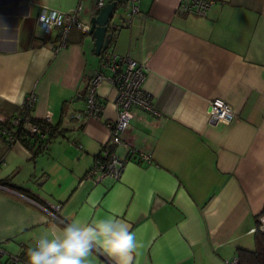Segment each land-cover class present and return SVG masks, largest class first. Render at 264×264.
<instances>
[{
  "label": "crops",
  "instance_id": "1",
  "mask_svg": "<svg viewBox=\"0 0 264 264\" xmlns=\"http://www.w3.org/2000/svg\"><path fill=\"white\" fill-rule=\"evenodd\" d=\"M178 1L137 0L128 20L121 10L114 17L123 26L109 49L145 66L142 88L156 113L132 108L123 143L112 147L128 159L120 178L94 182L86 172L102 161L116 89L98 87L99 118L74 117L100 63L93 37L72 26L62 46L57 29L36 34L40 8L68 13L82 2L79 20L89 24L94 0H0V126L13 128L32 92L31 115L49 114L57 126L34 156L0 134V180L13 186L0 188L8 254L26 259L42 235L109 217L135 233L133 264H230L237 249L254 248L264 218V0H214L205 15L178 12ZM214 98L232 107L231 123L209 119ZM54 204L63 223L42 208ZM0 264L26 263L3 255ZM85 264L115 261L94 249Z\"/></svg>",
  "mask_w": 264,
  "mask_h": 264
},
{
  "label": "built area",
  "instance_id": "2",
  "mask_svg": "<svg viewBox=\"0 0 264 264\" xmlns=\"http://www.w3.org/2000/svg\"><path fill=\"white\" fill-rule=\"evenodd\" d=\"M115 1L117 8L113 17L107 23V32L114 36L123 26L122 22L114 19L115 15L123 12L122 20L128 18L138 12L137 0H94L95 12L107 3ZM214 4V0H179L177 5L178 12L182 14L194 13L205 15ZM48 11L51 13L55 10H50L46 7L40 8L37 15V23L40 15ZM82 11V2H79L74 9L68 13L57 12L63 16L62 26H54L50 30L43 32L49 36L53 30H58V41L60 45L65 44L68 31L72 26L88 33L90 24L82 23L79 20V15ZM146 68L143 64L137 62L129 56H120L111 49H106L101 56L99 66L90 75L87 80L84 94V109L82 113L75 114L74 117L81 119L83 116L99 118L103 110V102L98 98L97 90L101 82H108L116 89L115 110L116 117L108 121L106 126L109 132V139L103 144L101 150L102 161L97 162L87 172L86 177L92 178L94 182H99L101 179L111 177L114 179L120 178L122 171L127 163V158L120 156L112 150L113 146L123 143L122 134L126 130L129 120L133 116L132 108L139 107L147 112L156 113L153 108L151 96L142 88L145 79ZM37 96L34 92L27 94L19 103V114L11 119L12 129L0 126V134L4 136L7 143L11 146L17 139V131L21 130L32 136L37 141L47 138L51 132L53 125L49 114H46L41 120L35 121L31 112L36 103ZM206 113L211 121L221 124H229L235 117L232 107L220 98H214L208 101ZM4 121L0 117V122ZM145 159L148 156L143 155ZM4 164V159L0 157V166ZM0 188H6L0 183ZM31 200V199H30ZM48 213L51 221L63 223L59 217L60 204L50 205V207H42ZM259 230L264 231V218ZM35 247V245H34ZM7 255L8 259L13 262L23 261L28 264V257L22 259L19 256L8 254L0 246V257ZM237 258L230 261V264H236Z\"/></svg>",
  "mask_w": 264,
  "mask_h": 264
},
{
  "label": "clouds",
  "instance_id": "3",
  "mask_svg": "<svg viewBox=\"0 0 264 264\" xmlns=\"http://www.w3.org/2000/svg\"><path fill=\"white\" fill-rule=\"evenodd\" d=\"M62 23V15L45 11L39 17L36 34L62 26ZM130 227L116 217L92 223L73 221L36 240L35 247L28 250V264H85L94 249H102L115 264H133V254L139 245Z\"/></svg>",
  "mask_w": 264,
  "mask_h": 264
},
{
  "label": "trees",
  "instance_id": "4",
  "mask_svg": "<svg viewBox=\"0 0 264 264\" xmlns=\"http://www.w3.org/2000/svg\"><path fill=\"white\" fill-rule=\"evenodd\" d=\"M107 38L109 42H108V46L106 49L110 48V46L114 42V36L109 35ZM104 51H102L99 54L100 57L102 56V53ZM34 120L39 121L36 119ZM51 128H52L51 132L49 133L47 138L44 139L43 141L41 140L37 141L36 139H33L32 136L29 135L28 133L18 130L17 131V135H18L17 141L22 143L28 149V151L31 152L34 156L38 152H40L46 146L47 143H49L52 140L54 131L57 129V126L52 125ZM0 183L4 185H8L10 188H13V186L7 181V179H1ZM261 215H264V209H262L258 217ZM257 226H259V219H257ZM236 258H237L236 264H264V231L259 230V227H257L256 230L254 231V248L253 249H245V248L237 249Z\"/></svg>",
  "mask_w": 264,
  "mask_h": 264
},
{
  "label": "water",
  "instance_id": "5",
  "mask_svg": "<svg viewBox=\"0 0 264 264\" xmlns=\"http://www.w3.org/2000/svg\"><path fill=\"white\" fill-rule=\"evenodd\" d=\"M117 5L115 1L107 3L93 15L89 21L90 28L88 33L93 37L94 53L99 55L108 46L107 23L113 17Z\"/></svg>",
  "mask_w": 264,
  "mask_h": 264
},
{
  "label": "rangeland",
  "instance_id": "6",
  "mask_svg": "<svg viewBox=\"0 0 264 264\" xmlns=\"http://www.w3.org/2000/svg\"><path fill=\"white\" fill-rule=\"evenodd\" d=\"M0 151H2V146H1V148H0ZM2 153V152H1ZM2 166V165H1ZM2 168V167H1Z\"/></svg>",
  "mask_w": 264,
  "mask_h": 264
}]
</instances>
